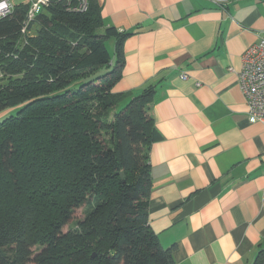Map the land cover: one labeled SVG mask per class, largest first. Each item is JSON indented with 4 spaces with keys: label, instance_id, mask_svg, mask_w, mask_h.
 Here are the masks:
<instances>
[{
    "label": "trees",
    "instance_id": "trees-1",
    "mask_svg": "<svg viewBox=\"0 0 264 264\" xmlns=\"http://www.w3.org/2000/svg\"><path fill=\"white\" fill-rule=\"evenodd\" d=\"M27 10L0 17V264H174L148 225L155 88L113 91L130 34L50 0L21 38Z\"/></svg>",
    "mask_w": 264,
    "mask_h": 264
},
{
    "label": "crops",
    "instance_id": "crops-1",
    "mask_svg": "<svg viewBox=\"0 0 264 264\" xmlns=\"http://www.w3.org/2000/svg\"><path fill=\"white\" fill-rule=\"evenodd\" d=\"M95 2L100 30L130 34L113 91L155 88L150 229L174 264H251L264 249V125L249 122L237 72L264 37V0Z\"/></svg>",
    "mask_w": 264,
    "mask_h": 264
},
{
    "label": "built area",
    "instance_id": "built-area-1",
    "mask_svg": "<svg viewBox=\"0 0 264 264\" xmlns=\"http://www.w3.org/2000/svg\"><path fill=\"white\" fill-rule=\"evenodd\" d=\"M68 11L85 12L88 0H64ZM7 7L0 8V17L11 12L14 1L0 0ZM28 4L26 19L21 32H25L28 24L48 4L50 0H24ZM231 69V68H229ZM232 70V69H231ZM182 77H185L182 75ZM239 88L245 98L249 122H260L264 125V37L250 45L242 56V66L237 72Z\"/></svg>",
    "mask_w": 264,
    "mask_h": 264
},
{
    "label": "rangeland",
    "instance_id": "rangeland-1",
    "mask_svg": "<svg viewBox=\"0 0 264 264\" xmlns=\"http://www.w3.org/2000/svg\"><path fill=\"white\" fill-rule=\"evenodd\" d=\"M13 1H14V3H21V2H23L24 0H13ZM33 30H34V28H33V29H29L28 26H27L25 32H22V33H21V38H24L26 35L32 34V33H33ZM97 32L101 34V33H103V30H100V29H99ZM113 43H114L113 38H107V39L105 40V42H104V44H105L107 50L109 51L110 55L112 56L111 59H114V58H113V51H112ZM109 69H110V68H109ZM106 71H107V68H102L98 74H103V73H105ZM7 111H8V110H7ZM7 111L0 113V119H2L3 117H5V116L7 115V113H8ZM82 214H83V212H82L80 209H78V210H76L75 213L73 214V217H74V219H80V218H82ZM66 227H67V226H66ZM66 227H65V228H66ZM65 228H64V229H65Z\"/></svg>",
    "mask_w": 264,
    "mask_h": 264
},
{
    "label": "clouds",
    "instance_id": "clouds-1",
    "mask_svg": "<svg viewBox=\"0 0 264 264\" xmlns=\"http://www.w3.org/2000/svg\"><path fill=\"white\" fill-rule=\"evenodd\" d=\"M4 7H7V5L0 3V8H4ZM0 15H3V13H0Z\"/></svg>",
    "mask_w": 264,
    "mask_h": 264
}]
</instances>
